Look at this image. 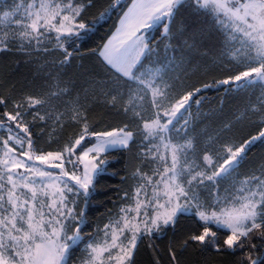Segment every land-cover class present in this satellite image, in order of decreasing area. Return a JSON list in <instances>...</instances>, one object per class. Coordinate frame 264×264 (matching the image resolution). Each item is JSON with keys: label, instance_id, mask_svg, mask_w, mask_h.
Wrapping results in <instances>:
<instances>
[{"label": "snow or ice", "instance_id": "6c2138e0", "mask_svg": "<svg viewBox=\"0 0 264 264\" xmlns=\"http://www.w3.org/2000/svg\"><path fill=\"white\" fill-rule=\"evenodd\" d=\"M91 6L92 0H4L0 52L58 51L63 59L57 66L69 65L79 45L118 4L85 23L83 14ZM181 8L219 33L223 78L200 87L180 76L166 79L190 63L183 55L145 65L158 47L151 43L152 30L171 39ZM184 44L189 50L196 47L194 38ZM98 59L108 79L86 81L79 91L75 83L63 84L59 75L48 73L38 92L0 95V264H71L81 245L87 254L82 264H136L143 239L161 238L169 230L175 235L182 216L199 230L186 234L181 250L195 244L202 254L239 252V264H264V163L242 178L238 171L251 147L264 143V103L256 135L239 145L210 138L202 150L191 135L190 112L208 91L259 88L264 102V0H132ZM90 89L94 97L100 90L108 108L130 116L129 123L97 130L99 124L88 115ZM50 124L46 147L40 141ZM69 125L78 131L60 144L55 133ZM132 144H138L141 164L124 179L133 183L117 211L108 213L107 223L86 232L87 206L99 178L107 174L108 155L130 150ZM81 197L84 208H79ZM168 252L170 264H181L174 242Z\"/></svg>", "mask_w": 264, "mask_h": 264}, {"label": "trees", "instance_id": "16d2710c", "mask_svg": "<svg viewBox=\"0 0 264 264\" xmlns=\"http://www.w3.org/2000/svg\"><path fill=\"white\" fill-rule=\"evenodd\" d=\"M11 3V0H7ZM87 3L88 0H82ZM132 0H92V6L86 8L83 14L85 23H91L100 12L104 11L109 5L117 7L111 11L110 18L99 26L94 34L85 43L79 45V53L69 65L58 67L59 61L63 59L58 51H50L48 54L33 53L31 56L22 54L14 48L10 52H0V95H17L21 90L25 92H38L46 83L44 77L51 73L53 76L59 75L63 84L75 83L77 91L86 81L107 80L102 65L98 59L100 48L113 35L118 27L119 20L123 13L127 11ZM162 30H154L151 38L153 46L158 45L156 53H153L145 65L157 59L164 60L165 56L175 55L177 60L183 55L186 61L183 70H177L168 74L166 79L180 76V79L189 86L200 87L213 79H221L226 75L225 70L220 65V47L221 38L210 24L204 23L203 17H195L190 10L181 8L175 17L172 29V38L164 39L161 36ZM184 31V36L179 33ZM195 39L196 47L189 50L184 41L188 44L193 43ZM166 51V46H169ZM54 44L49 45L53 48ZM172 48H178L180 51L173 53ZM158 53V55H157ZM94 97L91 89L88 102L91 105L88 112L90 122L99 124L97 130L105 128L123 127L129 123L130 116H126L122 111L108 108L103 102L102 97ZM202 103L200 105L192 104L191 135L196 138L198 150L204 149L211 143L210 138L219 137V143L235 142L237 145L251 136L256 135L260 128V108L262 102L259 98L261 90H247L241 92H231L225 94L221 91L204 92ZM200 97H197L199 99ZM253 106L257 111H252ZM225 125L229 128L225 130ZM35 131L39 132L37 128ZM51 124L44 129V136L40 143L47 147L49 139L48 134L52 132ZM78 127L74 125L66 126L63 131L57 130L56 137H59V143L62 144L69 136L74 135ZM58 145L53 143L51 150H55ZM213 148L218 144L212 145ZM139 152L138 144L130 145V150L114 151L108 155L110 161L107 174L101 176L96 183V193L87 206L86 214L89 227L85 229L88 233H93L97 226L103 227L107 223L109 212H116L121 203L120 197L123 192L128 190L133 183L129 177L131 171L141 164L137 157ZM118 161V162H117ZM264 163V143L256 142L247 154V159L242 162L239 168L241 178L243 175L250 174L257 170ZM226 186V185H225ZM207 196L208 193H203ZM83 198H80L79 208H84ZM195 222L188 217H180L176 225L175 235L169 230L167 235L161 238L149 240L147 237L139 244V250L136 253V264H154L158 258L159 264H170L169 244L175 243L177 255L181 264H239L241 253L235 255L229 252L209 251L201 253L198 247L193 244L185 250H181L180 244L186 234L191 231H198ZM259 245V239L253 241ZM152 247H149V245ZM264 251V249H261ZM87 254L83 251V245L77 249L71 258V264H82L86 261Z\"/></svg>", "mask_w": 264, "mask_h": 264}, {"label": "rangeland", "instance_id": "374dc122", "mask_svg": "<svg viewBox=\"0 0 264 264\" xmlns=\"http://www.w3.org/2000/svg\"><path fill=\"white\" fill-rule=\"evenodd\" d=\"M2 2H4V0H0V3H2ZM3 10H7V9H3ZM118 25H119V24H118ZM141 31H144V30L142 29ZM153 31H154V30H152L151 35H152ZM151 35H150V36H151Z\"/></svg>", "mask_w": 264, "mask_h": 264}]
</instances>
